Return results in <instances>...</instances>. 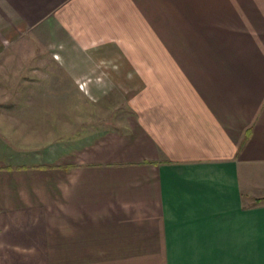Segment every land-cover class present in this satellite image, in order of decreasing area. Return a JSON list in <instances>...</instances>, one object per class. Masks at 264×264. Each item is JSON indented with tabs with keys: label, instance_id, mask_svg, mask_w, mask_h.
Wrapping results in <instances>:
<instances>
[{
	"label": "crops",
	"instance_id": "crops-1",
	"mask_svg": "<svg viewBox=\"0 0 264 264\" xmlns=\"http://www.w3.org/2000/svg\"><path fill=\"white\" fill-rule=\"evenodd\" d=\"M26 37L0 264H264V0H0V57ZM117 88L118 125L69 108Z\"/></svg>",
	"mask_w": 264,
	"mask_h": 264
},
{
	"label": "rangeland",
	"instance_id": "rangeland-1",
	"mask_svg": "<svg viewBox=\"0 0 264 264\" xmlns=\"http://www.w3.org/2000/svg\"><path fill=\"white\" fill-rule=\"evenodd\" d=\"M40 44L33 38L26 37L18 41L14 49H11L6 54H3L0 57V103L2 104V98L6 96V88H13L12 85H4L3 79L5 78H23L26 76H44L47 68H45V63L50 59V56L54 57L53 54L48 53H33L28 52L32 50L33 45ZM44 65V66H43ZM58 75L60 74V69H53ZM27 87H34V85H27ZM38 87V86H36ZM123 90V86H120ZM138 87V86H137ZM22 88L24 86L22 85ZM107 96H104L103 100H95L91 96L86 97L85 102H77L71 100L69 102V108L78 109L81 108L84 111L85 122H97L99 121L100 125H111L115 126L118 123L122 122V119L125 117V112L128 107L126 105L125 99L123 98L120 90L117 88L111 91L107 90ZM7 93V92H6ZM26 103V104H25ZM28 103V104H27ZM41 101H30L22 102L23 105L27 108H39L41 107ZM2 107V105H0Z\"/></svg>",
	"mask_w": 264,
	"mask_h": 264
}]
</instances>
